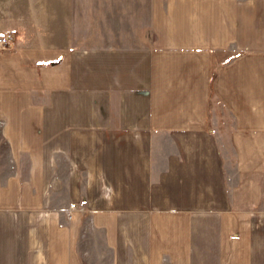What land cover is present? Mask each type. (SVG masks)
Wrapping results in <instances>:
<instances>
[{
  "label": "crops",
  "instance_id": "crops-1",
  "mask_svg": "<svg viewBox=\"0 0 264 264\" xmlns=\"http://www.w3.org/2000/svg\"><path fill=\"white\" fill-rule=\"evenodd\" d=\"M75 11L0 0V264H86L85 218L112 264H264V0H151L137 47Z\"/></svg>",
  "mask_w": 264,
  "mask_h": 264
},
{
  "label": "rangeland",
  "instance_id": "rangeland-1",
  "mask_svg": "<svg viewBox=\"0 0 264 264\" xmlns=\"http://www.w3.org/2000/svg\"><path fill=\"white\" fill-rule=\"evenodd\" d=\"M75 4L76 35L82 45L137 47L141 44V33L146 32L147 9L151 0H75ZM219 113L218 128L221 129V134L219 133L218 141L223 150L222 154L232 161L229 140L231 120L227 112L220 110ZM87 222L88 218H85L83 233L78 243L83 262L112 264L115 255L105 246V235L92 232Z\"/></svg>",
  "mask_w": 264,
  "mask_h": 264
},
{
  "label": "built area",
  "instance_id": "built-area-1",
  "mask_svg": "<svg viewBox=\"0 0 264 264\" xmlns=\"http://www.w3.org/2000/svg\"><path fill=\"white\" fill-rule=\"evenodd\" d=\"M14 46V36L13 34H6L0 36V50H8ZM73 209V206H71Z\"/></svg>",
  "mask_w": 264,
  "mask_h": 264
}]
</instances>
